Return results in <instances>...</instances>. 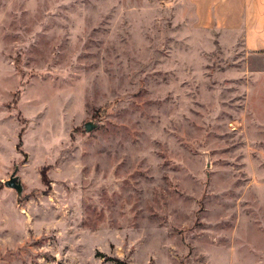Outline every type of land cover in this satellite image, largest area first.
Masks as SVG:
<instances>
[{
	"label": "rangeland",
	"instance_id": "1",
	"mask_svg": "<svg viewBox=\"0 0 264 264\" xmlns=\"http://www.w3.org/2000/svg\"><path fill=\"white\" fill-rule=\"evenodd\" d=\"M230 8L0 0V264H264V53Z\"/></svg>",
	"mask_w": 264,
	"mask_h": 264
},
{
	"label": "crops",
	"instance_id": "2",
	"mask_svg": "<svg viewBox=\"0 0 264 264\" xmlns=\"http://www.w3.org/2000/svg\"><path fill=\"white\" fill-rule=\"evenodd\" d=\"M224 2L226 6L231 7L228 12L239 15L237 27L244 50L249 53H264V0H224ZM230 28L232 32L237 31L235 24L230 25Z\"/></svg>",
	"mask_w": 264,
	"mask_h": 264
},
{
	"label": "water",
	"instance_id": "3",
	"mask_svg": "<svg viewBox=\"0 0 264 264\" xmlns=\"http://www.w3.org/2000/svg\"><path fill=\"white\" fill-rule=\"evenodd\" d=\"M95 126H96V123L93 121H90V120L85 121L82 124L84 131H87V132L94 129ZM3 185L5 187L12 188L16 192L17 195L20 194L22 186H21L20 180L16 174V167H14V169L11 171L8 178L3 181Z\"/></svg>",
	"mask_w": 264,
	"mask_h": 264
},
{
	"label": "trees",
	"instance_id": "4",
	"mask_svg": "<svg viewBox=\"0 0 264 264\" xmlns=\"http://www.w3.org/2000/svg\"><path fill=\"white\" fill-rule=\"evenodd\" d=\"M117 264H125V262H123V261H119V260H116L115 261Z\"/></svg>",
	"mask_w": 264,
	"mask_h": 264
}]
</instances>
